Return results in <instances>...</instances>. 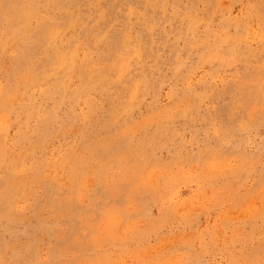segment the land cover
<instances>
[{"label":"rangeland","instance_id":"rangeland-1","mask_svg":"<svg viewBox=\"0 0 264 264\" xmlns=\"http://www.w3.org/2000/svg\"><path fill=\"white\" fill-rule=\"evenodd\" d=\"M0 264H264V0H0Z\"/></svg>","mask_w":264,"mask_h":264}]
</instances>
